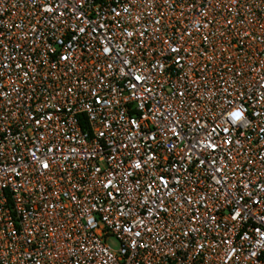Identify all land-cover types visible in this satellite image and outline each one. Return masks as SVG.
Listing matches in <instances>:
<instances>
[{"label":"built area","instance_id":"obj_1","mask_svg":"<svg viewBox=\"0 0 264 264\" xmlns=\"http://www.w3.org/2000/svg\"><path fill=\"white\" fill-rule=\"evenodd\" d=\"M0 264H264V0H0Z\"/></svg>","mask_w":264,"mask_h":264}]
</instances>
